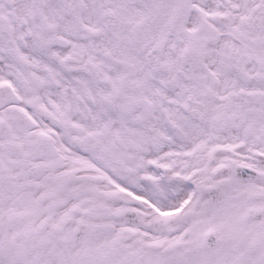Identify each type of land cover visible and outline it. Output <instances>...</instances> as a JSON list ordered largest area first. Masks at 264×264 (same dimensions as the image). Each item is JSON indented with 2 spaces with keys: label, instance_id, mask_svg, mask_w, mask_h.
<instances>
[{
  "label": "snow or ice",
  "instance_id": "1",
  "mask_svg": "<svg viewBox=\"0 0 264 264\" xmlns=\"http://www.w3.org/2000/svg\"><path fill=\"white\" fill-rule=\"evenodd\" d=\"M0 264H264V0H0Z\"/></svg>",
  "mask_w": 264,
  "mask_h": 264
}]
</instances>
